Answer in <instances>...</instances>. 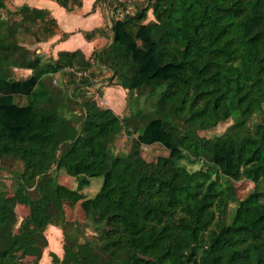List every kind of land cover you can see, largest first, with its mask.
<instances>
[{"label": "trees", "instance_id": "16d2710c", "mask_svg": "<svg viewBox=\"0 0 264 264\" xmlns=\"http://www.w3.org/2000/svg\"><path fill=\"white\" fill-rule=\"evenodd\" d=\"M52 1L67 11L82 5ZM136 4L93 3L110 21L107 44L90 55L109 73L107 86L147 89L154 99L149 114L120 118L88 96L94 79L80 49L46 61L21 42V34L30 44L71 34L48 9L0 0V160L21 162L10 173L28 210L15 230L0 183V264H23L25 252L46 246V227L66 223L64 206L78 202L95 236L64 241L54 264H264V0ZM14 69L31 74L14 79ZM61 72L69 90L52 84ZM229 119L222 133L203 134ZM123 131L135 136L116 155ZM152 144L168 154L146 161L142 146ZM186 158L205 168L189 170ZM58 170L78 187L57 182ZM98 176L86 197L81 190ZM242 179L252 188L238 198L233 182Z\"/></svg>", "mask_w": 264, "mask_h": 264}, {"label": "rangeland", "instance_id": "374dc122", "mask_svg": "<svg viewBox=\"0 0 264 264\" xmlns=\"http://www.w3.org/2000/svg\"><path fill=\"white\" fill-rule=\"evenodd\" d=\"M36 0H14L15 4L28 3L33 4ZM41 1V0H37ZM46 1V0H42ZM136 5H141L144 7L147 6L149 0H136ZM48 7V5L43 6ZM100 7V6H99ZM57 8L62 9L60 6L55 5V7L51 8L52 14L61 20L60 14L57 12ZM101 8V7H100ZM105 7H103V12ZM58 9V10H59ZM108 14V13H107ZM109 14H111L109 12ZM151 12H148V19H152ZM76 23L86 28L89 26L88 18H80L76 21ZM21 42L26 44L36 52H43L46 56V61L51 59L54 55L52 54L53 46L46 47L43 44H30L32 43L31 35H22L21 34ZM76 41L75 39L73 40ZM81 47V46H77ZM90 69L88 74L91 75V78L94 79V84L88 87V96L95 100L96 104H98L102 108H111L115 114H117L120 118L127 116L129 117L131 114H149L152 111V102L153 98H150L147 95V89L136 90L133 92H129L126 89H120V86H107L106 79L109 76V73L102 67H98L96 62L90 57ZM31 74V71L25 69H14L12 72V78H24ZM52 78V84L54 86H60L63 89L69 90V80L66 75L61 73H56L50 76ZM65 83L67 85H65ZM17 100L22 102L26 101L24 97H16ZM77 116L80 114V108L75 107L72 110ZM232 120H228L226 122L220 123L216 125L213 129L209 131L203 132V134L207 136L217 135L224 131V129L230 125ZM135 136L132 134L131 136L127 135L124 131L119 135L115 144L113 146V153L118 155L123 152H127L131 145V140ZM142 156L146 161L155 162L158 157L166 156L168 154L167 149H165L160 144H152V145H143ZM182 163L191 171H196L200 169H204L205 165L202 162L192 163L188 158L183 159ZM21 170L22 164L19 161L11 160L6 158L5 160H0V183L3 184V188L5 189V194L8 202L13 203V210L16 215L17 221L15 225V230L19 227V224L23 217L28 213L27 206H25L23 197L15 199L13 184L16 185V182L11 175V170ZM54 178L57 182L64 184L65 186L76 189L78 187L77 179L75 177H71L65 173L64 170H58L55 172ZM102 183V177H92L90 179V184L84 187L81 192L86 197H92L100 188ZM236 187L237 197L240 198L244 196L251 188L252 183L246 179H242L240 181L233 182ZM67 205V204H66ZM64 206L65 208V222H60L54 225H48L44 231V236L47 240V244L44 247H38L33 251L25 252L21 261L23 264H54L55 256H62L63 253V244L64 241H73V240H83L91 239L95 236L94 229L92 225L87 222L81 208L79 202L76 203L73 207ZM237 205V201L231 202L227 207L226 212V220L229 221L231 214L234 208Z\"/></svg>", "mask_w": 264, "mask_h": 264}, {"label": "crops", "instance_id": "0c3cea01", "mask_svg": "<svg viewBox=\"0 0 264 264\" xmlns=\"http://www.w3.org/2000/svg\"><path fill=\"white\" fill-rule=\"evenodd\" d=\"M82 5L79 8H76L72 11H67L63 7L62 9L57 8V12L60 14L61 20L57 19L51 12V8L58 5L56 2L52 0L38 1L37 0L30 4L37 8H45L48 9L51 15L57 20V23L62 31L71 33L66 39L59 40V35H55L51 39H49L46 43H40L43 45H47L46 47L53 46L52 54L53 57L56 56L58 51L68 50L72 51L75 49H80L84 55L88 58L90 57L92 51L97 48L103 47L108 42V36L110 32L108 30L110 26V21L108 14L103 12V10L97 6L93 9L94 0H81ZM48 5V7H43ZM59 6V5H58ZM59 9V10H58ZM80 18H88L90 23L88 27L83 28L79 26L76 21ZM103 29L98 33H95L90 39H85L83 36L84 31H92L94 29ZM76 40L75 42L73 40ZM81 46V47H77ZM43 53V52H41ZM122 89V87H120Z\"/></svg>", "mask_w": 264, "mask_h": 264}]
</instances>
